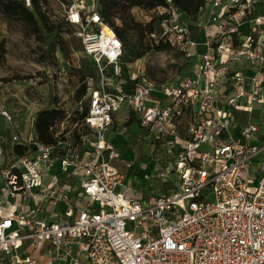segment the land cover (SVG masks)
Masks as SVG:
<instances>
[{
  "label": "built area",
  "instance_id": "obj_1",
  "mask_svg": "<svg viewBox=\"0 0 264 264\" xmlns=\"http://www.w3.org/2000/svg\"><path fill=\"white\" fill-rule=\"evenodd\" d=\"M56 1L99 82L86 79L88 132L77 144H42L31 100L20 105L24 135L0 98L12 146L27 147L0 169V264H264V0H204L194 38L172 0L155 7L159 21L149 37L189 61L179 81L158 89L123 77L124 47L100 14L101 0ZM253 103L262 105L259 125H239L237 114L251 113ZM123 107L144 136L174 153L170 170L154 159L125 168L146 179L173 173L168 193H131L116 164L120 151L106 137ZM56 125L49 130L59 137ZM4 147L0 133V156ZM255 164L260 177L251 186Z\"/></svg>",
  "mask_w": 264,
  "mask_h": 264
},
{
  "label": "rangeland",
  "instance_id": "obj_2",
  "mask_svg": "<svg viewBox=\"0 0 264 264\" xmlns=\"http://www.w3.org/2000/svg\"><path fill=\"white\" fill-rule=\"evenodd\" d=\"M120 4L119 12L113 18L118 26H121V18L124 16L122 0ZM41 10L51 22L58 23L61 27L60 41H56L55 45L52 43L53 35L45 34L38 18L36 19L41 29L39 34L17 15L6 14L0 10V86L19 89L27 100L36 102L37 108L48 103L50 92L54 105L66 113V118L57 121L55 130L70 139L72 132L79 128L72 119L73 112L76 109L80 111L82 104L87 105V95L82 102H77L74 98L75 90L80 83L77 69L86 63L87 58L75 34V27L62 22L61 7L57 1L42 0ZM157 14V9L149 10L145 7H133L130 10V15L139 24V30ZM140 34V31L126 32L129 48L135 52L142 50L144 54L135 59L126 50L125 57L129 61L125 62L126 58L122 59L125 74L130 80L135 78L138 83H150L154 89H158L162 84H174L179 81L186 72L189 61L176 48L155 50L153 46L156 43L146 35V32H143V45L140 46L138 44ZM189 77L192 78L193 74L190 73ZM98 82V77L93 79V85ZM261 107L259 103L252 104L251 114L255 125L260 123L258 113ZM259 126L258 136H261L264 134V128ZM145 132V129L138 126L136 116L123 107L115 114L114 123L107 130L106 137L108 139L112 137L111 142L120 151V159L116 164L132 190L131 193L150 199L168 193L173 188L175 175L170 173L164 178L146 179L143 178L142 172H139L138 176L134 175V167L131 170L126 169L124 164L129 161L134 165L139 160L148 159H154L158 163V160H162L166 162L162 164L170 170L173 167L174 153L168 152L162 143L155 144L151 137L143 135ZM14 160L12 152L5 151L0 169ZM57 165L58 163L55 167ZM149 166L151 168L153 162ZM248 171L251 179L249 184L255 185L260 177L259 166L252 165Z\"/></svg>",
  "mask_w": 264,
  "mask_h": 264
},
{
  "label": "trees",
  "instance_id": "obj_3",
  "mask_svg": "<svg viewBox=\"0 0 264 264\" xmlns=\"http://www.w3.org/2000/svg\"><path fill=\"white\" fill-rule=\"evenodd\" d=\"M32 8H26L21 0H0V10L6 14H14L17 15L21 20H23L27 25L33 28V31L37 34L41 33V29L38 25L37 19L39 20L42 28L46 35H53V44L55 45L56 41L60 38L61 27L58 23L51 22L45 13L41 10L42 0H31ZM45 1V0H43ZM173 4L176 8H178L183 14L189 17L191 23L189 24V28L191 31L192 37H196L201 29L196 26V22L198 16L201 12V8L204 5V0H172ZM164 0H122V7L124 16L121 18V26L116 25L113 18L119 12L121 7L120 0H101L100 1V14L115 31L116 35L122 41L124 47V55L122 59L125 57V52L131 55L133 58H140L144 52L138 51L135 52L133 49L129 48L128 40L126 37V32L132 31H140V36H138V44L142 46V38L143 32H146L147 36L154 31L155 26L159 21V17L156 16L153 20L148 22L144 28H140L139 24L135 22V20L130 15V10L133 7H145L146 9H154L157 6H164ZM146 29V30H145ZM62 39V38H61ZM151 39V38H150ZM153 40V39H152ZM60 41V40H59ZM62 41V40H61ZM154 49L157 51L165 50L167 47H170L167 43L159 42L155 44ZM129 59L126 58L125 62H128ZM123 65V64H122ZM79 73L80 83L75 90L74 98L77 102H82L86 93H87V85L86 79L88 77L96 78L95 68L92 67L88 60L83 65H80L77 69ZM122 75L127 79L128 82H132L130 78L125 74V70L122 67ZM136 81V80H134ZM88 106L86 104H82L81 110H74L73 112V121L79 124V128L74 130L69 138H65L63 134L59 137H55L54 132L49 130L50 126L54 125L57 121L63 120L66 117V113L63 109L56 107L53 103V98L49 92L48 103L45 107L39 109L36 112L35 120H34V130L37 139L45 145H53L56 144L59 140H71L74 144H77L80 140L79 136L81 133H87L88 128L82 124L84 120V116L87 113ZM13 155L15 158L22 157L27 153V147L25 145L14 144L12 146Z\"/></svg>",
  "mask_w": 264,
  "mask_h": 264
},
{
  "label": "crops",
  "instance_id": "obj_4",
  "mask_svg": "<svg viewBox=\"0 0 264 264\" xmlns=\"http://www.w3.org/2000/svg\"><path fill=\"white\" fill-rule=\"evenodd\" d=\"M203 18H205V16H202ZM264 84V81H263ZM0 98L5 99L7 101V104L9 106V108L11 109V111H13L14 113L16 112L17 115H15V119L17 120L18 124H19V130L21 133H23L24 135L28 132V116L27 113L21 108V104L24 103V99H26V96H24L21 91L17 88H6L3 86H0ZM36 103V102H35ZM47 105V104H46ZM45 105V106H46ZM44 105L40 106L39 108H37L36 106H34L33 111L37 112L39 109L45 107ZM21 110V112H19ZM23 110V111H22ZM253 112V111H252ZM260 112V111H259ZM238 121H239V125L245 123V121H247L248 119L252 120V114L251 113H238ZM258 116L260 118V114L258 113ZM0 133L2 134L3 138H4V149L5 151L9 150L10 152H12V142H11V137H12V130L9 128V126H7L4 122H2V120H0ZM109 140H112V137H109ZM3 162V156H0V164ZM32 207V203H30V205ZM59 211H62L64 209L63 205H60L58 207ZM39 217L44 216V214L40 213L38 214ZM33 255L35 256H40L41 253L38 251H33ZM46 256V253L43 254V257ZM55 264H63V262H55Z\"/></svg>",
  "mask_w": 264,
  "mask_h": 264
}]
</instances>
